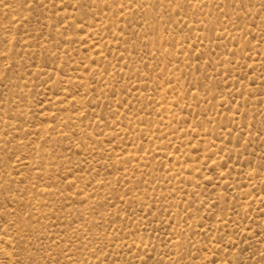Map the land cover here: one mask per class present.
Listing matches in <instances>:
<instances>
[{"label": "rangeland", "instance_id": "1", "mask_svg": "<svg viewBox=\"0 0 264 264\" xmlns=\"http://www.w3.org/2000/svg\"><path fill=\"white\" fill-rule=\"evenodd\" d=\"M0 264H264V0H0Z\"/></svg>", "mask_w": 264, "mask_h": 264}]
</instances>
